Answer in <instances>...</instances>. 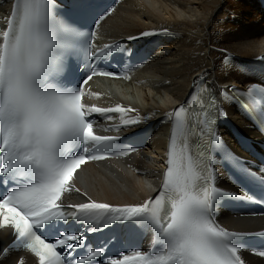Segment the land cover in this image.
Instances as JSON below:
<instances>
[{
    "label": "snow or ice",
    "instance_id": "obj_1",
    "mask_svg": "<svg viewBox=\"0 0 264 264\" xmlns=\"http://www.w3.org/2000/svg\"><path fill=\"white\" fill-rule=\"evenodd\" d=\"M13 2L6 28L0 32V185L7 184L11 189L0 197V228L14 229L13 245L29 250L39 264H102L96 261L104 256L102 249H93L79 260L67 258L73 249L82 247L83 237L59 231L58 222L67 214L59 210L57 202L71 190L70 181L81 165L106 159L117 147L114 142L119 137L96 134L95 121L89 117L97 113L110 120L107 113L134 111L120 105L100 108L83 103V85L94 76L119 78L118 73L93 67L79 85L72 83L74 64L81 53L94 64L98 57L115 51V46L92 50L96 31H85L77 20L61 16L55 0ZM113 11L97 13L95 26L99 27ZM95 12V0H74L73 16L87 19ZM153 34L144 32L141 36ZM255 91L253 86L247 95L253 97ZM186 111L181 106L174 112L167 169L155 198L135 206L113 207L98 202L75 206L82 217L71 215L81 222L99 224L103 215L104 227L119 222L132 235L148 230L154 233L157 247L133 249L130 256L123 254V259H110L109 264H243L236 238L255 234L230 232L218 224L217 211L229 194L215 187L212 160L197 158L199 145L193 143L190 148ZM205 114L211 157L216 151H224L213 125L227 114L214 103ZM257 118L264 124V108ZM140 122L139 118L122 121L124 125ZM133 151L136 149L129 147L116 154L126 156ZM227 155L242 174L255 178L239 160ZM260 183L264 184V179ZM40 228L56 236L50 242L43 233L38 234ZM65 248L67 254L58 250ZM257 255L264 256V250Z\"/></svg>",
    "mask_w": 264,
    "mask_h": 264
},
{
    "label": "bare ground",
    "instance_id": "obj_2",
    "mask_svg": "<svg viewBox=\"0 0 264 264\" xmlns=\"http://www.w3.org/2000/svg\"><path fill=\"white\" fill-rule=\"evenodd\" d=\"M259 2L122 0L100 25L99 33L103 37L116 40L154 31L159 32L160 37L167 36L169 40L167 49L159 52L156 59L136 74L129 76L126 82H114L124 90L131 87V80L142 75L139 79L155 85L151 96L160 97L163 101L160 105H139L132 100V96L124 98L131 104L129 107L134 109L133 118L146 122L151 118L159 119V122L165 120L164 127L167 126L171 112L184 100L189 87L195 84L200 74L207 76L217 92L224 90L227 85L242 83L244 78L230 68V63L237 64L243 71L253 72L255 67L252 61L264 53V22L258 13ZM159 44L165 45L162 42ZM144 83L137 84V87ZM97 88L109 90L103 85H97ZM142 98L145 101L149 94L145 92ZM121 105L127 108L125 104ZM233 119L238 118L234 116ZM123 127L131 131L141 126L135 124ZM162 132H156L157 136L154 134L149 150L134 153L126 158L128 162L110 161L96 168H83L77 175L76 190L72 195L82 202L105 201L115 205H135L148 200L159 186ZM221 133L226 135L224 129H221ZM231 222L247 231L264 228V225H248L254 220ZM7 243L5 233H0V264H20L21 261L29 264L26 258L5 251Z\"/></svg>",
    "mask_w": 264,
    "mask_h": 264
},
{
    "label": "rangeland",
    "instance_id": "obj_3",
    "mask_svg": "<svg viewBox=\"0 0 264 264\" xmlns=\"http://www.w3.org/2000/svg\"><path fill=\"white\" fill-rule=\"evenodd\" d=\"M146 82V81H145ZM146 87V88H145ZM131 88V89H130ZM125 90H121L117 92L118 97L121 98H127L129 99L130 96H132V100H134L136 103H138L139 105H149V106H155V105H160L162 104V100L160 97L158 96H151V92H152V87L151 84H143L140 86H135L134 84H131V87ZM135 88V89H134ZM147 90V91H146ZM150 91V92H149ZM120 92V93H119ZM148 93L149 94V98H147L145 101H143L144 99L142 98V95L144 93ZM128 93V94H127ZM134 93V94H133ZM131 94V95H130ZM141 95V96H140ZM160 98V99H159ZM149 99V101H148ZM141 101V102H140ZM152 101V102H151ZM162 101V102H161ZM143 102V103H142ZM148 103V104H147ZM154 104V105H153ZM160 134V132H159ZM158 134V135H159Z\"/></svg>",
    "mask_w": 264,
    "mask_h": 264
}]
</instances>
